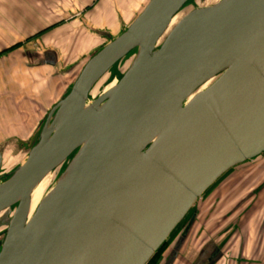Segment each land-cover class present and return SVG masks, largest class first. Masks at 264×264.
Segmentation results:
<instances>
[{"label":"water","instance_id":"1","mask_svg":"<svg viewBox=\"0 0 264 264\" xmlns=\"http://www.w3.org/2000/svg\"><path fill=\"white\" fill-rule=\"evenodd\" d=\"M191 1L149 0L84 63L24 160L2 172L0 151V264H147L223 175L264 155V0Z\"/></svg>","mask_w":264,"mask_h":264},{"label":"crops","instance_id":"2","mask_svg":"<svg viewBox=\"0 0 264 264\" xmlns=\"http://www.w3.org/2000/svg\"><path fill=\"white\" fill-rule=\"evenodd\" d=\"M148 1L0 0V149L31 141L86 49L121 34Z\"/></svg>","mask_w":264,"mask_h":264},{"label":"rangeland","instance_id":"3","mask_svg":"<svg viewBox=\"0 0 264 264\" xmlns=\"http://www.w3.org/2000/svg\"><path fill=\"white\" fill-rule=\"evenodd\" d=\"M216 1L192 0L187 5V11L210 6ZM180 17L175 19L173 26ZM103 46H97L90 54L87 48L86 61ZM128 64L129 58H126L103 77L92 89L89 100L97 98L109 85H113ZM75 77L76 74L70 78L71 83ZM30 143L7 142L0 149L2 172L12 170L24 160ZM56 178L47 176L33 191L29 217ZM4 217L10 219V215ZM3 219L0 218V240L7 224H3ZM255 263L264 264V155L230 170L220 178L196 203L153 264Z\"/></svg>","mask_w":264,"mask_h":264},{"label":"trees","instance_id":"4","mask_svg":"<svg viewBox=\"0 0 264 264\" xmlns=\"http://www.w3.org/2000/svg\"><path fill=\"white\" fill-rule=\"evenodd\" d=\"M119 78H120V76H118ZM109 79H111V78H109ZM55 104H56V102H55ZM64 167H65V165H63L62 167H60L58 170H56L54 173H52V175H51V178H53V177H56V176H58L62 171H63V169H64ZM224 176V175H223ZM222 176V177H223ZM221 177V178H222ZM193 209V208H192ZM192 209H191V211L190 212H192ZM190 212L188 213V215L190 214ZM8 215V213L6 214H3L1 217L2 218H4L3 220H4V222H3V224L5 225L6 223H7V217L5 218L4 216H7ZM188 215L185 217V219L180 223V225H178L177 226V228L172 232V234L174 233V232H176V230H178V228L185 222V220L187 219V217H188ZM0 217V218H1ZM172 234L170 235V237L172 236ZM170 237L168 238V240L170 239ZM168 240L160 247V249L154 254V256L150 259V261L147 263V264H153L154 263V261L157 259V257H158V255H159V253L160 252H162L163 250H164V248L168 245Z\"/></svg>","mask_w":264,"mask_h":264},{"label":"bare ground","instance_id":"5","mask_svg":"<svg viewBox=\"0 0 264 264\" xmlns=\"http://www.w3.org/2000/svg\"><path fill=\"white\" fill-rule=\"evenodd\" d=\"M179 15H181V14H179ZM179 15H177V17H178ZM177 17H175V18L172 20V22H171L169 28L167 29V31H166L165 33H167L168 30H169L170 28L173 27V24H174L175 19H176ZM169 31H170V30H169ZM212 81H213V80H210V81H209L207 84H205V85H204L199 91H202L203 89H205L206 87H208V86L212 83ZM42 181H43V180H42ZM42 181H41V182H42ZM39 184H40V183H39ZM39 184H38V185H39ZM36 188H37V187H36ZM36 188H35V189H36ZM35 189H34V190H35ZM34 190H33V191H34ZM32 193H33V192H32ZM31 196H32V194H31ZM31 206H32V201H31V197H30V208H31ZM29 210H30V209H29ZM29 212H30V211H29Z\"/></svg>","mask_w":264,"mask_h":264}]
</instances>
